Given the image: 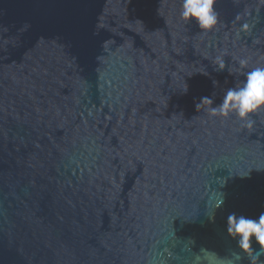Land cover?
I'll list each match as a JSON object with an SVG mask.
<instances>
[{"label":"water","instance_id":"obj_1","mask_svg":"<svg viewBox=\"0 0 264 264\" xmlns=\"http://www.w3.org/2000/svg\"><path fill=\"white\" fill-rule=\"evenodd\" d=\"M180 6L0 0V264L235 259L227 215L264 211V112L211 109L264 64V0H219L207 33Z\"/></svg>","mask_w":264,"mask_h":264},{"label":"clouds","instance_id":"obj_2","mask_svg":"<svg viewBox=\"0 0 264 264\" xmlns=\"http://www.w3.org/2000/svg\"><path fill=\"white\" fill-rule=\"evenodd\" d=\"M219 0H180V19L185 23H194L204 33L215 30L221 23L220 14L215 5ZM217 71H224L226 65L222 58H217ZM241 69L248 68L247 59L238 61ZM244 79L234 87L228 88L216 107L211 109L213 115L224 118L235 116L242 126L251 129L255 124L254 116L264 112V64L244 71ZM211 104L212 98H201ZM243 178V177H241ZM225 195L221 194L215 208H222ZM210 219L215 221L213 213ZM225 231L229 238L235 241V259L231 264H239L247 256L249 264H262L260 257L264 256V211L256 217L230 212L226 218Z\"/></svg>","mask_w":264,"mask_h":264}]
</instances>
